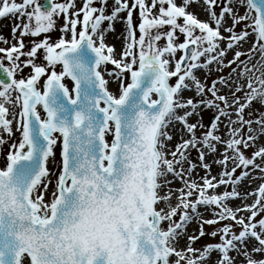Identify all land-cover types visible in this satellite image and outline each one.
I'll return each mask as SVG.
<instances>
[{"label": "snow or ice", "instance_id": "1", "mask_svg": "<svg viewBox=\"0 0 264 264\" xmlns=\"http://www.w3.org/2000/svg\"><path fill=\"white\" fill-rule=\"evenodd\" d=\"M0 19V264H264V0H0Z\"/></svg>", "mask_w": 264, "mask_h": 264}, {"label": "bare ground", "instance_id": "2", "mask_svg": "<svg viewBox=\"0 0 264 264\" xmlns=\"http://www.w3.org/2000/svg\"><path fill=\"white\" fill-rule=\"evenodd\" d=\"M111 2V1H110ZM178 2H179V0H178ZM193 11H198L197 9H193ZM123 15V14H122ZM200 19H205V16L203 15V14H200V17H199ZM16 23V21L15 20H13V19H0V28L2 27V26H4L5 24H15ZM115 31L114 32H108L107 34H106V43H108V44H110V45H114L115 47H116V49H117V51H119L120 49H121V47H122V38H120V34H121V32H122V29H123V25H122V23L121 22H116L115 23ZM0 34H1V32H0ZM10 38H11V35H10ZM25 40V39H24ZM14 41V40H13ZM250 44H251V41H249V43L248 44H246L244 47H245V49L246 48H248L249 46H250ZM231 56H232V53L231 52H229L228 53V58L230 59L231 58ZM242 59H243V57H242ZM229 70L227 69V68H225L224 70H223V72H220V73H217V72H213V74L214 75H224V74H226L227 72H228ZM109 87H110V89H112V90H115V84H113V83H110L109 84ZM185 95L186 96H188V95H191V93H185ZM207 115L208 114V116L210 115L209 113H207V112H205V113H202V115ZM221 131L222 132H224L225 131V129H224V127H223V125H221ZM18 133L16 134V137H18ZM15 136V135H14ZM15 140V139H14ZM259 143H264V139H262L261 141H259ZM252 151V149H248L247 150V152L248 153H250ZM190 158L192 159V161L194 162V163H199V161L197 160V153L195 152V150H193L192 151V153L190 154ZM206 160H207V162H211V160H212V156L211 155H209V156H207L206 157ZM2 161V158H0V166L3 164V161ZM219 168H220V166L219 165H213L212 166V174L213 175H216L217 174V172L219 171ZM239 171V170H238ZM197 172H198V174L199 175H203L204 174V171H203V169H197ZM196 177V173H194V177L193 178H195ZM257 181H259L260 182V180L257 178V179H254L253 181H252V183H251V185H250V187L248 186V182L247 181H245V183H244V187L241 189V190H245V189H248V190H251V186L254 184V183H256ZM174 186L175 187H179V184L178 183H176V184H174ZM224 189L223 188H221L220 189V191H223ZM246 202H248V203H251L252 201H251V198H249ZM201 211H202V209H201ZM204 215H205V217L206 218H210V213H204ZM186 231H187V233L188 234H192L194 231H198V228H197V224H196V222L195 221H193L192 223H190L188 226H187V229H186ZM201 241V243L203 244V243H205V239H204V237H201L197 242H195V244L193 245L194 247H200V242Z\"/></svg>", "mask_w": 264, "mask_h": 264}, {"label": "rangeland", "instance_id": "3", "mask_svg": "<svg viewBox=\"0 0 264 264\" xmlns=\"http://www.w3.org/2000/svg\"><path fill=\"white\" fill-rule=\"evenodd\" d=\"M110 1V0H109ZM79 3H80V0H77V4L79 5ZM133 19H134V21L137 19V13L134 11V14H133ZM62 23V20H58L57 21V27H59V25ZM14 24H5L4 26H2L1 28H0V32H1V34H2V37H4V38H10V35H11V27L13 26ZM58 36H59V32L58 31H54V32H52L51 33V38H52V40L54 41V40H56L57 38H58ZM25 39V43L27 44L28 43V40H29V38L28 37H26V38H24ZM36 39H39V37L38 38H36ZM13 43L15 42V41H12ZM0 46H4V45H0ZM178 55H179V53H178ZM37 62H40V61H37ZM29 70L26 68L25 69V74H27V72H28ZM217 75H214L213 73H212V75L209 77V80H211L212 78H215ZM203 117H204V120H203V122L205 123V124H207L208 123V120H209V116H208V114L206 115H203ZM14 139H17V137H16V135L15 136H13V140ZM7 151V145H4V146H0V158H2V161L4 160V153ZM1 161V162H2ZM2 166V165H1ZM260 182L259 181H257L256 183H254L252 186H251V190H255L256 188H257V186H258V184H259ZM204 230H205V232H208V231H210L211 230V228L209 227V226H204ZM205 242H214V241H210L209 240V237H205ZM200 244H202L201 243V241L199 242Z\"/></svg>", "mask_w": 264, "mask_h": 264}, {"label": "water", "instance_id": "4", "mask_svg": "<svg viewBox=\"0 0 264 264\" xmlns=\"http://www.w3.org/2000/svg\"><path fill=\"white\" fill-rule=\"evenodd\" d=\"M46 1V4H47V0H45Z\"/></svg>", "mask_w": 264, "mask_h": 264}]
</instances>
